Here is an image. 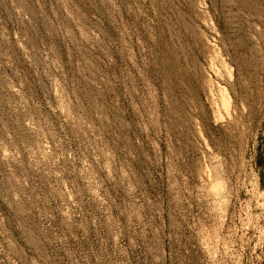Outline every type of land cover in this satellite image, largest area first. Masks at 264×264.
Segmentation results:
<instances>
[{
	"label": "rangeland",
	"instance_id": "1",
	"mask_svg": "<svg viewBox=\"0 0 264 264\" xmlns=\"http://www.w3.org/2000/svg\"><path fill=\"white\" fill-rule=\"evenodd\" d=\"M0 264H264V0H0Z\"/></svg>",
	"mask_w": 264,
	"mask_h": 264
}]
</instances>
